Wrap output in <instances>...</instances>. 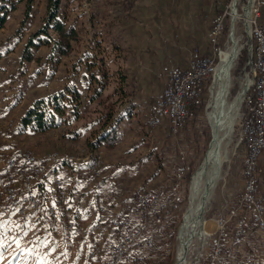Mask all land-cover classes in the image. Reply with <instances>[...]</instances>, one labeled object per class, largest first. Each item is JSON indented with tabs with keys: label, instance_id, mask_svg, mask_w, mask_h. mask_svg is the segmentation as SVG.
<instances>
[{
	"label": "rangeland",
	"instance_id": "374dc122",
	"mask_svg": "<svg viewBox=\"0 0 264 264\" xmlns=\"http://www.w3.org/2000/svg\"><path fill=\"white\" fill-rule=\"evenodd\" d=\"M242 1H235L233 35L237 38L238 53L228 73L230 85L225 96L228 104L237 94L240 96L246 71L243 66L247 57L245 48L247 36L243 32L242 19L236 15L242 12L240 8ZM112 2L113 0H62L60 16L67 23H74L83 33L84 40L75 42L74 51L67 55V58L61 56L59 62L54 63L47 58L49 44H40L38 36L34 37L37 45L32 46L34 58L26 60L21 57L27 38L41 25L45 0L32 2L27 14L25 0L7 1L6 19L0 27V38L5 35L3 38L10 43L4 44L0 53L8 52L12 45L11 49L14 50L12 54H8V58L3 57L5 54H0V122H6L11 118L14 123L19 124V117L35 98L49 91L62 89L66 84H75L80 89L84 102L87 93H84V90L88 88L87 77L90 74L86 56L93 51V47L100 44V50L111 73H114L116 67L125 73L135 70L139 84L141 82L139 86H135L137 93L141 94L139 104L136 107L131 106V100L127 99L124 104L129 103L130 107L126 109L133 107L130 113L127 114V110H124L120 115L116 113L114 116L121 117L119 126L120 132L124 135L123 139L111 149L101 146L98 150H91L83 138L74 141L65 138L64 133L69 125L63 123L47 131L15 127L13 134L4 135L1 144L7 152L27 146L38 151L54 149L67 151L86 158L84 161L69 162L60 171V174L67 176L71 173L70 179L74 185L67 191L66 202L60 206L66 208L71 205L72 212L60 219L63 222L77 215L74 219L86 225V232L92 238L95 233L102 234L93 230L95 220L102 213L99 211L100 205L104 206L103 215L107 224L112 216L125 210L128 198L123 197L135 192L138 186L147 189L165 186L172 179L173 167L178 163V154L181 151L188 164L189 174L179 183L178 208L162 216L158 225H154L152 221L148 222L145 234L152 237L153 244L143 254V264H176L177 231L188 207L191 178L205 157L208 139L210 142L212 138V128L207 117L210 111L208 108L210 95L207 89L210 82L206 80L204 82L205 105L202 111H198L194 120L192 119L197 131L191 134L189 142H184L180 137L182 131L175 135L176 137L166 135L164 142L158 138L155 129L153 132L151 130L146 132L148 128L144 124L143 112L148 111L147 104L151 95L157 94L160 81H155L157 76L154 77L153 74H156L159 65L164 62L179 63L180 60L185 62L192 46H197L202 53H210L211 46L204 36L212 18L218 13L215 10L222 0H173L174 5L166 4L164 0H142V10L148 18L150 17L151 22L144 21L141 29H138L141 30L143 37L147 38L148 42L144 44L147 54H133L129 41L122 40L123 28L120 26L122 29L120 30L112 24L115 12V9L111 8ZM232 2L233 0H227L221 11H225L223 16V24L226 22L225 31L230 29ZM135 9L136 7H132L131 10ZM42 36L43 33L40 34V38ZM149 37H152L151 41ZM97 40H100V43ZM162 49L167 54H160ZM154 50L159 53H151ZM148 80H151L149 84L145 82ZM121 108L122 106L118 110ZM242 109L243 102L240 98L233 124L225 139L226 158L224 162L222 161L215 184L213 183L209 189L204 201L198 234L188 243L182 264H198L203 260L208 250L207 234L215 225L214 218L219 212L224 215L225 209L242 187L240 169L244 144L237 143V127ZM68 118L69 113L66 110L61 119L66 121ZM205 133L208 134L206 146L204 144V150L200 152L198 143L201 144L205 140ZM179 137L181 140H178ZM94 156H99L101 160L96 173L87 167L88 161ZM160 158L164 161L162 171L156 165V160ZM257 166L260 171L257 188L260 191L264 186L261 185V179L264 177V149L257 156ZM56 173L51 170V173L43 178L41 186L43 195L41 193L40 196H43L45 201L52 195V180ZM77 183L79 187H76ZM90 193L92 195L89 197ZM72 197L75 199L71 202ZM81 198H85L86 201ZM83 216L89 217L84 219ZM131 218L134 220L133 216ZM231 240L229 239L223 246L217 264H263L264 235L251 222L239 243ZM112 245V241L104 239L101 254L92 259L89 257L88 245H84L80 235L71 233L68 237L62 238L57 233H49L32 214L23 220L0 216V264H104L109 258ZM123 264L132 263L124 261Z\"/></svg>",
	"mask_w": 264,
	"mask_h": 264
},
{
	"label": "built area",
	"instance_id": "2783aa9c",
	"mask_svg": "<svg viewBox=\"0 0 264 264\" xmlns=\"http://www.w3.org/2000/svg\"><path fill=\"white\" fill-rule=\"evenodd\" d=\"M263 3L264 0H243L240 6L242 12L237 14V18L242 19L243 32L247 36V57L243 66L246 71L239 93L243 109L237 127V143L244 144L240 169L242 187L225 209L224 215L219 212L214 218V228L206 239L208 250L198 264H217L223 246L229 239L239 243L249 222L264 235V196L260 194L256 183L259 170L257 156L264 148V20H258ZM224 12L212 18L205 33L204 38L211 46L210 53L202 54L197 49H190L184 66L164 62L157 68L156 76L162 81V87L159 94L147 104L148 124L151 127L157 126L165 118L170 133L175 136L185 122L188 106L199 102L205 80L210 82L207 88L209 95L211 86L218 85L220 78H215L214 73L220 53L227 49L234 38L233 29L230 35L229 31L224 30ZM229 85L228 81L226 92ZM15 127L16 122L11 118L0 122V216L23 220L32 214L49 233H57L62 238L71 233L80 235L84 245H88L89 257L92 259L101 254L104 239L110 240L113 245L104 264H123L124 261L143 264L139 248H149L153 244L152 237L145 234L148 222L158 225L162 216L178 208L179 183L188 170L181 151L178 154L179 161L173 167L172 179L165 186L142 188L133 195L131 203L126 204L125 210L112 216L107 224L103 215L104 206L100 205L99 211L102 213L95 220L93 230L102 234L95 233L92 238L86 232V225L76 222L73 217L61 222L58 211L66 202L67 191L73 185L70 176H54L53 192L48 201H43L38 193L50 167L64 161H84L86 158L67 151H38L27 146L7 152L1 144L2 139L5 134H13ZM88 162L87 167L96 173L101 163L100 157ZM76 187H79L78 183Z\"/></svg>",
	"mask_w": 264,
	"mask_h": 264
},
{
	"label": "trees",
	"instance_id": "16d2710c",
	"mask_svg": "<svg viewBox=\"0 0 264 264\" xmlns=\"http://www.w3.org/2000/svg\"><path fill=\"white\" fill-rule=\"evenodd\" d=\"M7 1L9 0H0V11H3L2 13H0V27L3 26L6 19ZM33 1L34 0H25V14H27L31 9V4ZM226 1L227 0H222V3H220L219 6L216 7L215 11L218 12L217 14L221 13V11L223 10V5L226 4ZM61 2L62 0H45L41 25H39V27L35 31H33L27 38L22 51V59L32 60L34 58L32 46L37 45V42L34 38L36 36H38V38L40 39V44H49L50 48L47 54V58L54 63L59 62L61 56L68 55L73 51V42H79L81 36L78 28L74 23H67L60 16ZM164 2L166 4L172 3L171 5H174L173 0H164ZM112 3L116 5V10L113 14V18H116V20L120 24H126V21L132 17L131 9L134 5V1L113 0ZM168 6L171 7L170 5ZM258 20H264V3L260 7ZM225 25L226 22L224 21V27ZM50 30H52V32H50ZM41 33H43L44 36L40 38ZM99 41L100 40H97V42ZM99 46L100 44H98L97 47H93V51L86 56V65L88 70H90V74L87 77L88 90L84 96V102L80 89L77 88L75 84H66V86L62 89L54 90L45 95L35 98L24 109L23 113L19 117V124L16 123V127L20 126L22 129L29 127L38 131H47L48 129L57 127L64 123L69 125L67 128L68 130L64 133V137L67 139L74 141L83 138L85 144L91 150H98L101 146H104L107 149L115 147L121 139L119 126L121 117L118 116L114 118V116L127 99H133V101L138 99V93L135 86H139L141 82L139 84L135 70H132L129 73H125L122 69L116 67L114 73H111L108 70L104 55L102 54ZM191 48L197 49L200 52L197 46H192ZM115 54L119 55L118 53ZM178 64L184 66L185 62L183 60H180ZM95 67L96 70H94ZM153 76L156 77V74L154 73ZM154 80L160 81L158 82L159 90L156 94L158 95L162 87V81L158 77H156V79ZM150 81L151 80H148L146 82L149 84ZM155 96L150 97V101L153 100ZM205 97L206 90L203 84L199 102L197 104H191L190 106H188V113L185 118V122L179 130V132L182 131L180 137L184 139V142H189L188 140L190 139L191 134L197 131L194 126L193 118L196 116L198 111L203 110L206 100ZM84 103H86L85 107ZM131 109L132 107L127 110V114L130 113L129 111ZM66 110H68L69 118L65 121V119H61V117L64 115ZM139 111L141 112L142 110L140 109ZM139 111L137 113H139ZM143 113L145 114L144 124L148 128L146 132H153L155 129L156 135L162 142L165 141L167 136L172 135L169 130V123L167 119L164 118L161 120L160 124L155 127H151L148 124V111ZM179 132L176 135H178ZM180 137L178 138V140H181ZM207 138L208 134L205 133V140H203L201 144L198 143L200 152L204 150ZM263 149L264 148H262V150ZM96 157L98 156H94L92 158ZM156 161V165L159 167V169L161 171L164 170V161H162L161 158L157 159ZM67 163H69V161H64L58 165H53L48 169L44 176L46 177V175H49L51 173V170H53V172H57L56 175L60 174L62 167L66 166ZM259 172L260 171L258 170L256 175V183L260 175ZM188 174L189 172H186V178L188 177ZM69 175L71 176V173ZM262 183L264 185V181ZM73 186L74 185H72V187ZM142 188V186H138L135 192L126 194L123 197L125 199L128 198L126 200V204H130L133 195L136 192L140 191ZM42 189L38 190V193L40 195L41 193L43 195ZM260 191V194L264 196V186H262ZM41 197L44 201L45 198H43V196ZM58 213L60 218H62L65 217L68 211L65 208L59 207ZM133 226L134 221L132 220L131 227ZM147 249V247L142 246L141 248H139V251L143 255Z\"/></svg>",
	"mask_w": 264,
	"mask_h": 264
},
{
	"label": "bare ground",
	"instance_id": "6f19581e",
	"mask_svg": "<svg viewBox=\"0 0 264 264\" xmlns=\"http://www.w3.org/2000/svg\"><path fill=\"white\" fill-rule=\"evenodd\" d=\"M233 1L231 11L232 22L235 17L236 0ZM237 51L238 46L236 38L234 37L227 49L223 52L221 51L220 61L214 73V77L220 79L218 85L211 86L210 100L208 103L210 111H208L207 117L212 128V138L202 163L191 178L188 207L183 214L182 223L177 231L178 246L176 264H182L184 262L187 245L198 234V228L201 225L200 213L203 210L204 201L209 189L215 184L214 181L218 177L222 161L226 158L227 142H225V139L233 124L240 100L238 94L230 104L225 99L228 70Z\"/></svg>",
	"mask_w": 264,
	"mask_h": 264
},
{
	"label": "crops",
	"instance_id": "0c3cea01",
	"mask_svg": "<svg viewBox=\"0 0 264 264\" xmlns=\"http://www.w3.org/2000/svg\"><path fill=\"white\" fill-rule=\"evenodd\" d=\"M101 1H103V0H101ZM135 2V4L133 5V7H136V9L133 11V10H131L132 11V17L130 18V19H128L127 21H126V24L125 23H118V21L116 20V18L112 21V24L113 25H115V27L116 28H120V30H122L121 29V27L123 28V30H122V32H124V34L122 35V40H127V41H129L128 43L130 44V47L132 48V52H133V54H143V53H145V54H147V51L145 50V47H144V44H146L148 41H147V38L145 39V37H143V34H142V32H140L141 30H138V29H141V27H142V25L145 23L144 21H149V18L147 17V15L146 14H144V12H143V10H142V0H134ZM33 2H35V0L33 1ZM33 6H34V4H33ZM95 6V5H94ZM111 8H114L115 10H116V5L115 4H113L112 6H111ZM144 15L146 16V17H144ZM263 21V20H262ZM35 23H37V22H35ZM148 23H151L150 21L148 22ZM121 26V27H120ZM78 28V27H77ZM79 30V29H78ZM79 32H80V36H81V38H80V40L79 41H82L83 42V40H84V38L82 37L83 36V33L81 32V30H79ZM1 34V33H0ZM85 35V34H84ZM4 37H5V35H3ZM3 36H1V38H0V51H1V48L2 47H4V44H7V43H10V41L9 40H6L5 38H3ZM150 38V40L149 41H151V39H152V37H149ZM13 43V42H12ZM73 46L75 47V42H73ZM11 47H13V45L12 46H10V49H9V51L8 52H2V53H0V54H5L3 57H5V56H7V58H8V54H12L13 53V50L14 49H11ZM86 48H84V50H85ZM83 50V51H84ZM73 51H74V49H73ZM72 51V52H73ZM48 52H49V48L47 49V54H48ZM156 52V54H158L159 52L158 51H155L154 50V52H151V53H155ZM69 54H71V53H69ZM68 54V55H69ZM160 54H167L166 53V51L164 50V49H162L161 51H160ZM63 56H66V58L68 57L67 55H63ZM3 57H1L2 59H3ZM157 69V68H156ZM146 82V81H145ZM147 83V82H146ZM87 90H88V88L86 87V89L84 90V93H86L87 92ZM159 90V87H157V91ZM50 92V91H49ZM48 93V92H47ZM153 96H155V94L154 95H151V97H153ZM140 97H141V94L139 95L138 94V99H134L135 101V103L133 102V100H131V106H136V105H138L139 103V100H140ZM141 101V100H140ZM129 104V103H128ZM127 103L126 104H124V105H122V108L120 109V110H118V112H117V114L118 115H120V113L122 112V111H124V110H127L126 109V107L128 108V107H130V104L128 105ZM134 106V107H135ZM133 108V107H132ZM117 117V116H116ZM115 117V118H116ZM53 128H56V127H53ZM52 129V128H51ZM123 136L124 135H122V133H121V139H123ZM120 139V140H121ZM262 181L261 182H263L264 180H263V178L261 179ZM263 183H261V185H262ZM45 187H47L46 185H45ZM89 195V197L92 195V193H90V194H88ZM45 196H46V194H45ZM47 197V196H46ZM73 199H75V197H72L70 200H71V202H72V200ZM84 200V201H86L85 200V198H81V200ZM90 199V198H89ZM70 203V202H69ZM75 207V206H74ZM67 211H68V213L69 212H72V207H71V205L70 206H66V208H65ZM75 215V214H74ZM79 217H81L80 216V214L78 215ZM74 217H76L77 218V215L76 216H74ZM78 217V218H79ZM89 217V216H88ZM87 216H83L82 218H84V219H86V218H88ZM263 258H264V255H263Z\"/></svg>",
	"mask_w": 264,
	"mask_h": 264
},
{
	"label": "water",
	"instance_id": "95a60500",
	"mask_svg": "<svg viewBox=\"0 0 264 264\" xmlns=\"http://www.w3.org/2000/svg\"><path fill=\"white\" fill-rule=\"evenodd\" d=\"M233 3H234V1H233ZM229 25H230V29H229V35H230L231 32H232V29H233L232 17H231V19H229ZM208 143H209V140H208V142H207V145H208Z\"/></svg>",
	"mask_w": 264,
	"mask_h": 264
}]
</instances>
